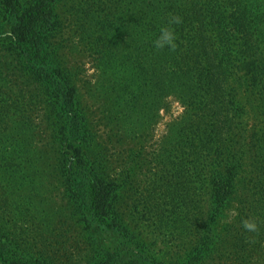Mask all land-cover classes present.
<instances>
[{
	"label": "trees",
	"instance_id": "16d2710c",
	"mask_svg": "<svg viewBox=\"0 0 264 264\" xmlns=\"http://www.w3.org/2000/svg\"><path fill=\"white\" fill-rule=\"evenodd\" d=\"M172 16L177 47L157 50ZM69 18L123 135L170 98L184 107L157 156L164 175L134 203L161 228L174 223L173 261L140 240L119 200L138 174L112 172L95 144ZM41 167L58 175L80 240L42 248L0 203V264H264V0H0V190L29 204L22 192Z\"/></svg>",
	"mask_w": 264,
	"mask_h": 264
},
{
	"label": "rangeland",
	"instance_id": "374dc122",
	"mask_svg": "<svg viewBox=\"0 0 264 264\" xmlns=\"http://www.w3.org/2000/svg\"><path fill=\"white\" fill-rule=\"evenodd\" d=\"M65 5L69 4H65L63 1V9L66 8ZM70 19L65 22L66 37L70 48L68 58L76 66V73L80 79L79 87L83 97L88 101L87 112L95 144L102 149L106 164L112 169V172L121 174L136 172L138 174V181L134 189L129 188L124 191L122 196H119V200L125 202L128 212H130L131 224L140 240L146 242L149 249L161 260L173 261L174 223L171 228H168L169 226L161 228L154 215L143 218L144 204L140 203L138 210H134V203L139 200L141 192L146 194L144 190L151 187L154 179L158 180L160 176L164 175L159 168L157 156L164 152L162 147L167 146L166 135H169L174 129V127H170V123L183 113L184 107L175 98H170L166 108L152 111V120L148 127H143L142 131L136 133L133 138L127 134L123 135L121 132L126 126L123 118L121 121L116 113H112L110 106L106 105L91 88L99 78L94 53L82 41L75 26L76 22ZM145 105L146 101L144 100L141 107H145ZM141 107L140 110H143ZM131 158L134 159V162L133 166L129 167ZM125 161L128 164L124 167ZM29 186L22 192L23 195L27 194L30 197L29 204L19 199L17 192L13 193L12 190L6 188L0 190V203H4V208L7 207L5 211H10L8 205L11 203L12 210H14L13 215H16L14 221H18V230H26L32 235L30 242H43L41 247L50 248V250L55 249L53 247H59L65 241L78 243L80 239L75 232L80 230L81 226L75 218L71 217L70 204L62 195L58 175L41 167L35 177V183L31 187ZM162 202L164 209L167 208L165 200ZM20 203L23 204L20 206ZM172 204L174 205V201ZM18 206H20V210H15V207ZM168 207L171 209V205ZM84 247V244H80L76 250L71 252L77 254ZM62 259L64 258L62 257Z\"/></svg>",
	"mask_w": 264,
	"mask_h": 264
},
{
	"label": "clouds",
	"instance_id": "9594fccd",
	"mask_svg": "<svg viewBox=\"0 0 264 264\" xmlns=\"http://www.w3.org/2000/svg\"><path fill=\"white\" fill-rule=\"evenodd\" d=\"M181 23V18L179 16H172L169 18L166 25L160 28L159 34L152 41L155 49L160 50L164 48H168L169 50H174L177 45L176 35L171 27L173 24ZM243 227L250 232H255L258 228V224L254 218L245 219L242 221Z\"/></svg>",
	"mask_w": 264,
	"mask_h": 264
}]
</instances>
